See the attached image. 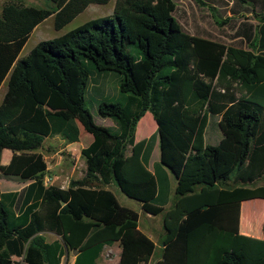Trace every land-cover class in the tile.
I'll return each mask as SVG.
<instances>
[{
	"label": "trees",
	"instance_id": "1",
	"mask_svg": "<svg viewBox=\"0 0 264 264\" xmlns=\"http://www.w3.org/2000/svg\"><path fill=\"white\" fill-rule=\"evenodd\" d=\"M110 1L48 0L49 7L36 8L5 0L1 6L0 146L35 152L54 137L77 143L79 125L92 141L80 151L83 177L65 189L43 183L41 154L17 174H2L27 184L0 191V264H18L14 258L61 264L66 251L72 264H97L115 243L118 264H150L155 244L135 228L122 232L139 215L105 189L112 184L145 214H163L153 264H264V240L239 232L241 204L264 200V186H251L264 181V15L255 28L237 27L236 37L248 43L242 49L185 33L173 17L174 0H115L110 16L41 41L19 58L49 17L60 30L89 5ZM110 73L118 78L117 102L89 85ZM88 92L102 96L96 111L111 127L93 122ZM146 113L156 130L136 141ZM211 117L222 135L216 145L205 141ZM221 156L229 157L222 169ZM252 225L242 227L250 232ZM44 232L58 239L48 243Z\"/></svg>",
	"mask_w": 264,
	"mask_h": 264
},
{
	"label": "rangeland",
	"instance_id": "2",
	"mask_svg": "<svg viewBox=\"0 0 264 264\" xmlns=\"http://www.w3.org/2000/svg\"><path fill=\"white\" fill-rule=\"evenodd\" d=\"M25 6L36 8H47L50 6L48 0H12ZM253 4H238L233 0H174L175 11L173 17L181 26L183 31L191 36L208 38L220 42L226 46H234L242 49H248V43L242 38L236 37V29L241 23L251 24L253 27L259 25V17L264 15V0H256ZM5 0H0L1 6ZM115 0H111L105 5L91 4L81 14L74 18L69 24L60 30L54 28L53 16L42 22L30 35L25 46L23 47L19 58L25 57L39 42L51 40L75 29L76 27L96 18L110 16L113 11ZM95 85L98 90L103 91V99L110 102H117L118 95V78L115 74L110 73L105 77L99 78ZM91 91V88L89 89ZM6 92V84L0 87V104ZM102 96H97L88 92L85 97V108L89 111L93 122L102 127H111L112 122L101 119L96 111L97 100ZM216 117H211L205 131L206 143L215 145L219 138L222 137L219 127L216 123ZM80 136L77 143L69 144L61 138L46 139L41 148L35 152H15L4 146H0V188L2 190H14L21 187V184L8 181L2 177V174L15 175L22 167V164L32 160L37 154H41L47 165L46 173L43 179H50L47 185L56 187H67L70 181L83 177L86 171L84 158L80 151L86 148L92 137L86 133L79 125ZM156 129V125L150 113H146L137 123L135 138L140 141L149 138ZM158 152V149H157ZM129 153V151H128ZM228 156H221L222 163ZM21 170V169H20ZM175 183V182H174ZM264 185L263 180L251 185L252 187ZM109 189V188H108ZM117 199L118 203L129 208L139 215L138 225L149 235L156 243L154 256L150 264L155 263L160 258V241L163 237L162 215L150 216L140 209V204L130 199L122 188L114 185L109 189ZM169 204L165 209L169 208ZM242 212V213H241ZM252 217L250 218V214ZM240 219L252 223L253 228L261 229L264 218V200L255 199L243 202L241 205ZM135 228V227H132ZM244 227H242V230ZM48 241L56 238L53 234L44 235ZM52 236V237H51ZM254 237L252 235H247ZM257 238V237H256ZM119 244L116 243L111 248L106 247L100 257L98 264H118L120 255ZM71 256L69 252L63 258L62 264H69ZM18 264H24L22 259H13Z\"/></svg>",
	"mask_w": 264,
	"mask_h": 264
},
{
	"label": "crops",
	"instance_id": "3",
	"mask_svg": "<svg viewBox=\"0 0 264 264\" xmlns=\"http://www.w3.org/2000/svg\"><path fill=\"white\" fill-rule=\"evenodd\" d=\"M254 26V25H253ZM38 27V26H37ZM36 27V28H37ZM257 27V26H256ZM35 28V29H36ZM253 28H255V27H253ZM35 29L33 30V31H35ZM33 33V32H32ZM217 121H216V123H218V121H219V119H216ZM156 130V129H155ZM136 131V130H135ZM206 131V130H205ZM80 136V135H79ZM55 138V137H54ZM56 138H60V137H56ZM52 139V138H51ZM221 138H219V140H220ZM46 140V139H45ZM45 140L43 141V142H45ZM135 140H136V138H135ZM218 140V141H219ZM92 141V140H91ZM136 141H138V140H136ZM205 141H206V139H205ZM71 144V143H70ZM210 145V144H209ZM216 145V144H215ZM44 180L45 179H43V183H44ZM78 180V179H77ZM9 181V180H8ZM12 182H14V181H12ZM175 180H174V178H173V176L172 175H170V194H171V199H172V197H173V193H174V189H175ZM258 182V181H257ZM14 183H18V182H14ZM18 184H21V187H18V189H14V190H2L1 188H0V191L1 192H12V191H19L20 189H22L27 183H18ZM112 185H114V186H116L117 188H119L117 185H115V184H112ZM110 186L111 185H109V186H107L105 189H110ZM258 186H264V185H258ZM60 188H62V189H65V188H67V187H60ZM108 189V190H109ZM140 204V203H139ZM170 205V204H169ZM242 205V204H241ZM241 211V210H240ZM242 213V212H241ZM149 215V214H148ZM159 215H163V214H159ZM151 216V215H150ZM241 216V215H240ZM263 220H264V218H263ZM243 219L241 220L240 219V222H239V232L241 233V234H243V235H245V236H247V235H252V236H254L253 238H256L257 237V239H261V240H264V221H263V226H262V228L261 229H257V228H254V230H251L250 232H248V231H246V229H243L242 230V225H243ZM129 227H135V229H137V230H139V231H141L142 233H144V231L141 229V227L140 226H138L137 224L135 225V226H133V225H125L124 227H123V229H122V232L126 229V228H129ZM47 233H49V234H53V233H50V232H44V233H42V235L44 236L45 234H47ZM146 233V232H145ZM144 233V234H145ZM146 235V234H145ZM53 236H55L56 238H54L53 237V239H51L50 241H48L47 240V238L45 237V239H46V241L48 242V243H51V242H53L54 240H57L58 239V237L56 236V235H54L53 234ZM148 238H150L151 240H152V238L147 234L146 235ZM52 237V236H51ZM249 237H251V236H249ZM153 241V240H152ZM154 242V241H153ZM116 244V243H115ZM114 244V245H115ZM119 244V243H118ZM154 244H155V247H156V243L154 242ZM112 247V246H111ZM111 247H109V248H111ZM106 247H104V249H105ZM119 248H120V246H119ZM104 249H103V251H104ZM67 251L65 252V256H67ZM103 253V252H102ZM70 256H71V254H69ZM119 255H120V252H119ZM64 256V257H65ZM101 256H102V254H101ZM100 256V257H101ZM71 260H70V263L69 264H72L73 263V261H74V257L73 256H71V258H70ZM100 259V258H99ZM99 259L97 260V264H98V261H99ZM63 261V260H62ZM62 264V263H61Z\"/></svg>",
	"mask_w": 264,
	"mask_h": 264
},
{
	"label": "built area",
	"instance_id": "4",
	"mask_svg": "<svg viewBox=\"0 0 264 264\" xmlns=\"http://www.w3.org/2000/svg\"><path fill=\"white\" fill-rule=\"evenodd\" d=\"M49 183H50V179H45V180H44V184H45V185H47V184H49Z\"/></svg>",
	"mask_w": 264,
	"mask_h": 264
}]
</instances>
